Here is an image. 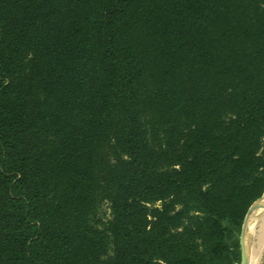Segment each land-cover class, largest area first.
Masks as SVG:
<instances>
[{"label":"trees","instance_id":"16d2710c","mask_svg":"<svg viewBox=\"0 0 264 264\" xmlns=\"http://www.w3.org/2000/svg\"><path fill=\"white\" fill-rule=\"evenodd\" d=\"M263 192L264 0H0V264H236Z\"/></svg>","mask_w":264,"mask_h":264},{"label":"rangeland","instance_id":"374dc122","mask_svg":"<svg viewBox=\"0 0 264 264\" xmlns=\"http://www.w3.org/2000/svg\"><path fill=\"white\" fill-rule=\"evenodd\" d=\"M99 215L104 218H109V210L107 204H103ZM252 230V231H251ZM251 234L248 236L247 242H253L256 239V236H260L264 240V212L260 208L253 216L252 222L250 224ZM239 264V263H236ZM257 264H264V245L260 254V258Z\"/></svg>","mask_w":264,"mask_h":264},{"label":"bare ground","instance_id":"6f19581e","mask_svg":"<svg viewBox=\"0 0 264 264\" xmlns=\"http://www.w3.org/2000/svg\"><path fill=\"white\" fill-rule=\"evenodd\" d=\"M259 205H264V195H263V199L261 200ZM259 207L253 209L248 215L249 235L251 234L250 224L252 222V218H253L254 214L260 209ZM263 245H264V240L259 235L256 236L255 241L246 242L245 246H246L248 264H257L258 263Z\"/></svg>","mask_w":264,"mask_h":264},{"label":"water","instance_id":"95a60500","mask_svg":"<svg viewBox=\"0 0 264 264\" xmlns=\"http://www.w3.org/2000/svg\"><path fill=\"white\" fill-rule=\"evenodd\" d=\"M263 194L259 197V199H257L248 209V211L246 212L242 224H241V229H240V233H239V249H240V261L239 264H248V260H247V253H246V242L249 236V227H248V215L249 213L259 207L262 208V212H264V205H259L261 200L263 199Z\"/></svg>","mask_w":264,"mask_h":264}]
</instances>
